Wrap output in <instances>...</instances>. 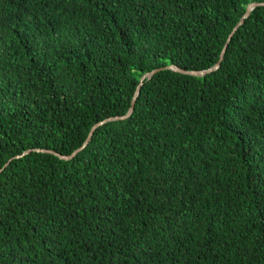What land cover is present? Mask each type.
Returning a JSON list of instances; mask_svg holds the SVG:
<instances>
[{
    "label": "trees",
    "instance_id": "obj_1",
    "mask_svg": "<svg viewBox=\"0 0 264 264\" xmlns=\"http://www.w3.org/2000/svg\"><path fill=\"white\" fill-rule=\"evenodd\" d=\"M251 3L0 0V264H264V6L34 151Z\"/></svg>",
    "mask_w": 264,
    "mask_h": 264
},
{
    "label": "water",
    "instance_id": "obj_2",
    "mask_svg": "<svg viewBox=\"0 0 264 264\" xmlns=\"http://www.w3.org/2000/svg\"><path fill=\"white\" fill-rule=\"evenodd\" d=\"M262 6H264V3H251L248 6L245 14L243 15V17L241 18L239 23L236 26H234L232 31L229 33V35H228V37L226 39V42H225V44L223 46V50H222V54H221V57H220V61L212 69H209V70L204 71V72H186V71H183V70H181V69H179V68H177L175 66H169V67H166V68H163V69L154 70L153 72H148L141 78L140 84L137 87L136 93H134V97L131 100V104H130V107H129L127 113L125 115H123V116H116V117L107 118L104 121L95 124L93 126V128L91 129V132L89 133V136H88L87 140L85 141L84 145L81 148H79L78 150H76L72 156L63 157V156L57 154V152L51 151V150H34V151L44 152V154H51L53 156L58 157L62 161H66V162L72 161L75 157H77L80 154L81 151H83L90 144V142H91V140L93 138V135H94L96 129L99 126H101V125H103L105 123H108V122H112V121L125 120V119L129 118L132 115L133 110H134V105H136L137 98L139 97L140 91H141V89H142V87L144 85V82L146 80L147 81L151 80L155 75H157L158 73L163 72V71H170V72H173V73H176V74H180V75H183V76H189V77H195V78H204L205 76L218 71V69L221 68V65H222V63L224 61L226 49H227L228 44L231 41L233 35L236 34L237 31L240 29V27H242L245 24L246 20L251 16L252 11L255 10L257 7H262ZM29 154H30V150L26 151L24 155L17 157L16 160H20V159L24 158L26 155H29ZM10 162H8L0 170V174L9 165Z\"/></svg>",
    "mask_w": 264,
    "mask_h": 264
}]
</instances>
